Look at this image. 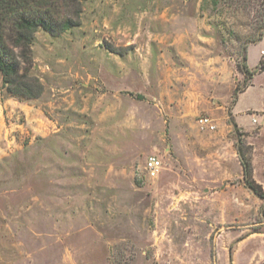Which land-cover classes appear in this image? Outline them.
Wrapping results in <instances>:
<instances>
[{
    "label": "rangeland",
    "instance_id": "rangeland-1",
    "mask_svg": "<svg viewBox=\"0 0 264 264\" xmlns=\"http://www.w3.org/2000/svg\"><path fill=\"white\" fill-rule=\"evenodd\" d=\"M54 1L79 25L36 32L41 96H10L0 74V264H264L236 154L241 135L264 189V32L249 87L236 69L264 10Z\"/></svg>",
    "mask_w": 264,
    "mask_h": 264
},
{
    "label": "trees",
    "instance_id": "trees-1",
    "mask_svg": "<svg viewBox=\"0 0 264 264\" xmlns=\"http://www.w3.org/2000/svg\"><path fill=\"white\" fill-rule=\"evenodd\" d=\"M220 1L226 7H235V11H244L247 8V1L250 4L256 3L253 5L258 7L256 9L264 10V0ZM56 3L54 0H0V74L6 92L14 98L33 100L43 93L40 80L30 73L33 65L31 47L36 32L42 31L51 36H58L79 25V22L73 21L70 17H55L52 8ZM217 3L214 0V5ZM256 20L253 32L245 38L240 48L242 64L236 63L237 71L244 78L245 88L250 86L247 82L255 75L247 65V47L262 40L264 13H257ZM259 64V72H264V66ZM241 89L238 87L234 89L233 103L236 102L237 95L244 90ZM243 145L239 135L236 141V154L242 170V180L244 186L262 202L261 214L264 220V189L252 177L250 153L249 151L245 153Z\"/></svg>",
    "mask_w": 264,
    "mask_h": 264
},
{
    "label": "built area",
    "instance_id": "built-area-1",
    "mask_svg": "<svg viewBox=\"0 0 264 264\" xmlns=\"http://www.w3.org/2000/svg\"><path fill=\"white\" fill-rule=\"evenodd\" d=\"M203 124H207L208 120L204 119L201 120ZM209 130H213L214 126L209 125L208 126ZM161 168V161L158 159L156 156H149L144 164V171L146 172L147 175L154 176L158 173L159 169Z\"/></svg>",
    "mask_w": 264,
    "mask_h": 264
},
{
    "label": "crops",
    "instance_id": "crops-1",
    "mask_svg": "<svg viewBox=\"0 0 264 264\" xmlns=\"http://www.w3.org/2000/svg\"><path fill=\"white\" fill-rule=\"evenodd\" d=\"M255 47H257V45H250L248 47V50H247V65H251L250 63V60H251V52H252V49H254ZM259 59V57H257V60Z\"/></svg>",
    "mask_w": 264,
    "mask_h": 264
}]
</instances>
